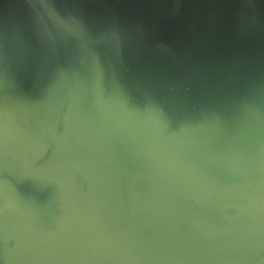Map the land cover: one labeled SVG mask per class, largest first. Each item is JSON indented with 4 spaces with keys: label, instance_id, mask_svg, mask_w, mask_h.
Instances as JSON below:
<instances>
[{
    "label": "water",
    "instance_id": "water-1",
    "mask_svg": "<svg viewBox=\"0 0 264 264\" xmlns=\"http://www.w3.org/2000/svg\"><path fill=\"white\" fill-rule=\"evenodd\" d=\"M101 1L0 0V264H264V0Z\"/></svg>",
    "mask_w": 264,
    "mask_h": 264
},
{
    "label": "rangeland",
    "instance_id": "rangeland-1",
    "mask_svg": "<svg viewBox=\"0 0 264 264\" xmlns=\"http://www.w3.org/2000/svg\"><path fill=\"white\" fill-rule=\"evenodd\" d=\"M102 5H103V10H99L100 12L96 11V14L99 15L101 17L102 22L104 21V13H107V3L106 0H102ZM217 1L216 0H205V6L202 10V14H205L206 17H203V25H204V29H206V31H213V25L215 26L216 24V13L215 11L217 10L216 6H217ZM98 9V8H97ZM101 9V8H100ZM201 23V24H202ZM46 207H47V203H43Z\"/></svg>",
    "mask_w": 264,
    "mask_h": 264
}]
</instances>
